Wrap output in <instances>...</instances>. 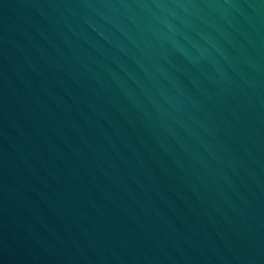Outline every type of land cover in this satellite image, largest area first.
Listing matches in <instances>:
<instances>
[{
    "label": "water",
    "instance_id": "95a60500",
    "mask_svg": "<svg viewBox=\"0 0 264 264\" xmlns=\"http://www.w3.org/2000/svg\"><path fill=\"white\" fill-rule=\"evenodd\" d=\"M0 264H264V0H0Z\"/></svg>",
    "mask_w": 264,
    "mask_h": 264
}]
</instances>
